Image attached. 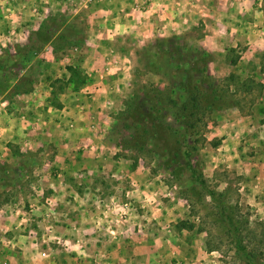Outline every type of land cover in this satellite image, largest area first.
<instances>
[{
    "label": "rangeland",
    "instance_id": "obj_1",
    "mask_svg": "<svg viewBox=\"0 0 264 264\" xmlns=\"http://www.w3.org/2000/svg\"><path fill=\"white\" fill-rule=\"evenodd\" d=\"M78 1L0 0V264H250L209 193L128 146L135 104L181 127L193 67L237 106L204 109L191 160L264 264V0Z\"/></svg>",
    "mask_w": 264,
    "mask_h": 264
},
{
    "label": "trees",
    "instance_id": "obj_2",
    "mask_svg": "<svg viewBox=\"0 0 264 264\" xmlns=\"http://www.w3.org/2000/svg\"><path fill=\"white\" fill-rule=\"evenodd\" d=\"M185 74V81L180 84V89L187 95L189 103L178 108L177 121L181 127L177 128L166 123L163 117L156 114L153 109L147 110L135 104L130 107V115L136 126L132 141L128 142V146L150 155L155 154L165 158L170 169H173L172 174L177 179L182 177L184 171L187 172L188 178L199 184L217 204L219 216L232 234L237 251L243 259L250 264H259L257 256L244 243L242 231L245 226L249 225V222H241L242 217L236 212L235 207L233 208L231 204L225 202L224 194H217L209 190L203 180L202 173L191 160L192 148L187 145L188 137L192 136L196 128V121L204 109L228 108L237 106V104L232 102L228 90L223 87L219 88L213 79L207 75L206 70L198 71L197 68L193 67L191 72ZM182 158L186 161L183 162Z\"/></svg>",
    "mask_w": 264,
    "mask_h": 264
},
{
    "label": "crops",
    "instance_id": "obj_3",
    "mask_svg": "<svg viewBox=\"0 0 264 264\" xmlns=\"http://www.w3.org/2000/svg\"><path fill=\"white\" fill-rule=\"evenodd\" d=\"M30 1L31 0H26V4H27V6L30 4ZM42 2H44L45 3V11H46V13H48L49 12V10H50V3H52V2H58L59 4L61 3V5L62 6H65V4L63 3L64 1L65 2H67V3H70V4H72V3H75V4H77L78 2H80V1H78V0H41ZM174 2L176 1V0H173ZM182 1V0H181ZM154 3H153V6L151 7V11L152 12H154L155 10L156 11H158V16L160 17L162 14H161V10H160V8H158V7H160L161 5H163V4H165V2H167V1H165V2H162V0H154L153 1ZM153 8H154V10H153ZM158 8V9H157ZM69 11H75L76 9H75V7H73V8H67ZM176 14H177V17H179L178 15H179V13H177V12H173L171 15L173 16V17H176ZM157 18L156 17H154V21L156 20ZM6 253V252H5Z\"/></svg>",
    "mask_w": 264,
    "mask_h": 264
},
{
    "label": "built area",
    "instance_id": "obj_4",
    "mask_svg": "<svg viewBox=\"0 0 264 264\" xmlns=\"http://www.w3.org/2000/svg\"><path fill=\"white\" fill-rule=\"evenodd\" d=\"M89 1H91V0H89Z\"/></svg>",
    "mask_w": 264,
    "mask_h": 264
}]
</instances>
